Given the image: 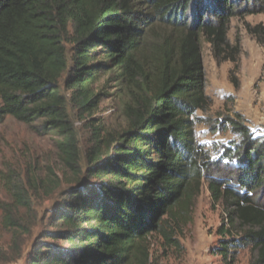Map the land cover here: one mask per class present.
<instances>
[{
	"label": "trees",
	"instance_id": "16d2710c",
	"mask_svg": "<svg viewBox=\"0 0 264 264\" xmlns=\"http://www.w3.org/2000/svg\"><path fill=\"white\" fill-rule=\"evenodd\" d=\"M263 12L264 0H0V123L38 122L58 137L62 163L55 179L37 180L58 201L27 264H151L153 244L180 247L203 180L223 206L218 232L228 238L218 253L226 258L242 241L264 264V134L251 133L239 113L227 117L236 139L216 162L196 140L197 112L212 104L202 39L218 60L235 63L233 74L241 49L228 39L230 20ZM247 33L264 46L263 23ZM105 69L118 73L128 100L127 125L114 134L92 117L99 99L91 84ZM69 105L90 132L84 167ZM27 192L14 185L12 201L0 204L12 232L0 264L21 258ZM232 232H242L238 241Z\"/></svg>",
	"mask_w": 264,
	"mask_h": 264
},
{
	"label": "rangeland",
	"instance_id": "374dc122",
	"mask_svg": "<svg viewBox=\"0 0 264 264\" xmlns=\"http://www.w3.org/2000/svg\"><path fill=\"white\" fill-rule=\"evenodd\" d=\"M257 23L264 24V12L242 18L233 17L230 20L228 39L231 45L237 40L241 49L238 69L233 74L231 70L235 63L218 60L210 44L203 39L201 41L206 93L211 97L212 104L208 111L197 112L202 122L196 124V140L210 162L219 161L224 149L236 139L230 131V125L226 123L227 117H235V113H239L251 133L255 136L264 134V46L259 45L247 33V26ZM66 53L67 56L70 55L69 44H66ZM232 76L237 78L238 85L231 81ZM118 77L115 69H105L99 72L91 84L92 93L98 94L99 99V110L92 117L100 119L103 132L112 134L127 125L123 109L128 100ZM60 90L69 95V91L62 86V81ZM68 110L78 133L80 164L84 167V151L90 144V132L83 124L84 121L76 119V109L69 105ZM38 124H26L10 116L0 123V204L12 201L14 185L27 190L31 199L29 212L19 209L23 223L31 228L27 232L22 231L21 258L8 264H27L32 244L52 216L58 201L54 194L47 197L36 186L37 180L45 176L55 179V176L61 174L62 168L55 147L58 137L52 133H43ZM222 173L223 177L229 179L234 172L227 169L222 170ZM2 216L0 208V245L6 248L11 241L12 232L4 229ZM222 216L223 206L220 203L213 204L207 182L203 180L193 208L192 222L179 239L181 248L164 252L153 244L151 264H258L256 250L242 241L239 244L232 242L226 258L218 253L216 248L220 241L228 238L218 232ZM241 235L242 232L227 234L235 241Z\"/></svg>",
	"mask_w": 264,
	"mask_h": 264
}]
</instances>
